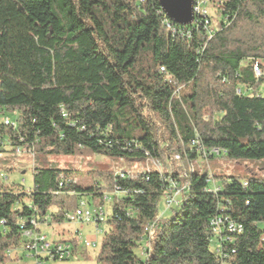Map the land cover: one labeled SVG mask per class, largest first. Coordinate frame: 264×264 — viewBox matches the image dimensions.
Masks as SVG:
<instances>
[{
  "label": "trees",
  "instance_id": "obj_1",
  "mask_svg": "<svg viewBox=\"0 0 264 264\" xmlns=\"http://www.w3.org/2000/svg\"><path fill=\"white\" fill-rule=\"evenodd\" d=\"M209 2L215 17L179 26L159 0H0V117L15 124L0 123V153L21 148L34 163L98 155L158 164L127 179L100 172L93 185L35 164L29 190L0 179V264L19 260L7 252L22 245L21 226L61 225L79 201L102 206L115 188L97 264H221L218 246L227 264H264V178L212 177L211 192L191 165L195 140L219 152L204 160H264V79L252 70L264 60V0ZM169 180L187 190L161 221ZM216 216L242 232L216 238Z\"/></svg>",
  "mask_w": 264,
  "mask_h": 264
},
{
  "label": "rangeland",
  "instance_id": "obj_2",
  "mask_svg": "<svg viewBox=\"0 0 264 264\" xmlns=\"http://www.w3.org/2000/svg\"><path fill=\"white\" fill-rule=\"evenodd\" d=\"M185 92L183 89L182 93ZM257 93L264 98V82L258 86ZM7 117L14 121V116L7 114ZM176 162V161H174ZM35 166L37 168H53L57 170H70L72 176L79 185H93L99 181L97 173L110 172L115 173L117 170L123 169L126 172L145 173L147 170L155 171L157 168L150 162L136 161L128 157L120 158H108L98 155H78V156H47L40 159L36 158ZM182 166L181 163H177ZM194 172L200 175H206L211 177H232L244 181L248 178L259 176L264 178V160H240L231 161L226 157H214L208 160L198 158L192 164ZM32 165L18 163L13 153L7 151L0 156V172H5L7 169H13V171L7 175L8 184H20L24 179V189L29 190L32 188ZM182 173V172H181ZM89 174H92L89 175ZM219 181V180H218ZM217 180H214L215 184H218ZM112 192L105 191V194L111 195ZM104 210L110 211V204H105ZM172 216L170 210H165L162 201L158 203V217L161 221L168 220ZM64 238L66 240H72L74 238V231L78 230L82 239L87 243V247H76V253L67 261H53V260H40L35 261L32 257L23 254L25 257H21L18 261H12L9 264H97L96 255L99 251L100 244L103 238V234L108 230L107 225L102 224L99 228V233L95 226L92 224H68L63 223ZM48 234V232H46ZM91 244H95V248H90ZM210 248H213L211 243ZM18 255H21L20 247L15 250ZM142 250L140 249L136 253L142 257Z\"/></svg>",
  "mask_w": 264,
  "mask_h": 264
},
{
  "label": "built area",
  "instance_id": "obj_3",
  "mask_svg": "<svg viewBox=\"0 0 264 264\" xmlns=\"http://www.w3.org/2000/svg\"><path fill=\"white\" fill-rule=\"evenodd\" d=\"M221 4V3H218ZM193 20L197 15L202 16L203 18L207 17H215V9L209 2V0H193ZM207 22V21H206ZM207 24V23H206ZM166 28L170 29L171 26L166 24ZM170 31H174L170 29ZM209 33L213 32V28L210 27L208 30ZM253 74L256 78H263L264 79V60H257L252 64ZM163 71V70H161ZM241 90H237V93H240ZM63 117L65 115L63 114ZM0 123L3 126H10L12 128L15 127L14 122L9 119L7 116L0 117ZM1 145V143H0ZM191 148L194 149L195 154L199 156L200 159H205L208 156L215 155L218 156L219 152L217 150H211L210 152L206 153L202 150L199 142L197 140L191 142ZM14 156L16 157L18 163L20 164H28L33 166L34 162V155L30 151L23 150L21 148H15L13 152ZM2 153H0V156ZM173 160L176 162L180 161L179 156H174ZM153 166L158 169V164L156 162H151ZM131 173L126 172L123 169L117 170L113 173L114 177L118 179H127ZM185 171L179 174V178L185 177ZM0 179L3 182L7 181V176L4 172H0ZM66 183H76V180L73 177L65 179ZM24 181H21L23 184ZM207 183L210 184L208 191L217 192L218 188L215 186L213 182V178L211 176L207 177ZM117 188H115L114 192L111 195L105 194L103 197V205L102 206H89L85 201H79L78 206L69 214L65 216V223L71 224H90L94 225L96 230L101 233L99 230L100 226L105 223L107 217L109 216L110 212L104 210L105 204H110L112 201L113 195L118 193ZM187 190V186L183 183L178 182L177 180H169L167 181V186L163 191L161 201L163 203L165 210H171L173 208H178L181 202V197L184 194V191ZM160 218V217H159ZM30 224L33 226L32 230H24L21 226V239L22 245L20 246L21 255H18L16 251H8L7 255L13 258L25 257L23 254H27V256L32 257L35 261H40L41 259L46 258V260H53V261H67L73 255V248L75 247H87V243L82 239L81 234L78 230L74 231L72 238L73 244L66 241H52L48 239L43 234L39 233L38 225L39 223L36 220H31ZM209 227L211 232L215 235L216 238L220 240L228 241L229 238L225 234H240L242 232V226L235 224L229 221L227 218L222 216H216L212 218L209 222ZM151 226H147L145 232H149ZM90 248H95V244H91ZM141 255H143V248L141 249ZM215 255L218 257V261L221 264H227V253H225L219 246L214 249ZM39 262H36L38 264Z\"/></svg>",
  "mask_w": 264,
  "mask_h": 264
},
{
  "label": "water",
  "instance_id": "obj_4",
  "mask_svg": "<svg viewBox=\"0 0 264 264\" xmlns=\"http://www.w3.org/2000/svg\"><path fill=\"white\" fill-rule=\"evenodd\" d=\"M163 14L173 23L186 26L193 21V0H159Z\"/></svg>",
  "mask_w": 264,
  "mask_h": 264
},
{
  "label": "crops",
  "instance_id": "obj_5",
  "mask_svg": "<svg viewBox=\"0 0 264 264\" xmlns=\"http://www.w3.org/2000/svg\"><path fill=\"white\" fill-rule=\"evenodd\" d=\"M62 225L63 224L54 225L49 222H45L38 225V231L52 241H66L64 238L65 231ZM46 232H48V234Z\"/></svg>",
  "mask_w": 264,
  "mask_h": 264
}]
</instances>
